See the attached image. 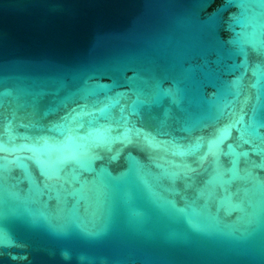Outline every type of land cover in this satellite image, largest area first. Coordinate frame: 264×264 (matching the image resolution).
<instances>
[{
    "label": "water",
    "instance_id": "water-1",
    "mask_svg": "<svg viewBox=\"0 0 264 264\" xmlns=\"http://www.w3.org/2000/svg\"><path fill=\"white\" fill-rule=\"evenodd\" d=\"M0 264H264V0H0Z\"/></svg>",
    "mask_w": 264,
    "mask_h": 264
}]
</instances>
